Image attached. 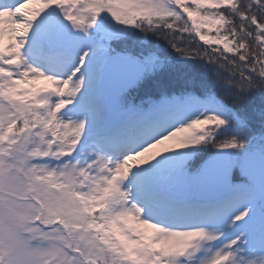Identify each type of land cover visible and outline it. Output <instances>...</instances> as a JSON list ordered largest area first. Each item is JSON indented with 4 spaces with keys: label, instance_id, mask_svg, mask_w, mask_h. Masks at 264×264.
I'll list each match as a JSON object with an SVG mask.
<instances>
[{
    "label": "snow or ice",
    "instance_id": "obj_1",
    "mask_svg": "<svg viewBox=\"0 0 264 264\" xmlns=\"http://www.w3.org/2000/svg\"><path fill=\"white\" fill-rule=\"evenodd\" d=\"M0 264H264V0H0Z\"/></svg>",
    "mask_w": 264,
    "mask_h": 264
}]
</instances>
